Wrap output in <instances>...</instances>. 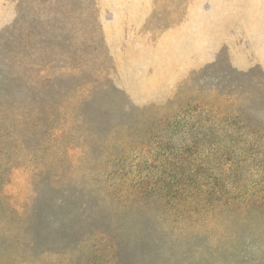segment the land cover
Instances as JSON below:
<instances>
[{"label":"rangeland","instance_id":"374dc122","mask_svg":"<svg viewBox=\"0 0 264 264\" xmlns=\"http://www.w3.org/2000/svg\"><path fill=\"white\" fill-rule=\"evenodd\" d=\"M195 102L232 118L192 130L201 181L233 162L212 210L136 188ZM0 264H264V0H0Z\"/></svg>","mask_w":264,"mask_h":264},{"label":"trees","instance_id":"16d2710c","mask_svg":"<svg viewBox=\"0 0 264 264\" xmlns=\"http://www.w3.org/2000/svg\"><path fill=\"white\" fill-rule=\"evenodd\" d=\"M231 119L232 118L222 114L219 110L204 103L197 102L182 105L181 108L170 112L164 119H160L158 123L163 125L160 130H164V133L161 135L158 134V137L154 135V137H157V141L165 137L172 142V144L167 147L166 151H164L165 157L169 158L167 164L172 169V172H169L164 178H160L158 175H155V173H136V175L139 174L136 177V188L139 183L154 179L152 185L156 186L164 183L166 187L161 188L158 185L152 191H149L150 196L154 198L177 200L181 204L193 202L197 197L201 209L212 210L210 203H207L209 197L214 198L215 201L220 200L219 194H222L224 189H229V185H232L231 177L233 173H231V169L233 162H224L223 165H219L224 168V171L221 173L222 177L221 175H217V173H208L204 181H201L200 177L205 175V173H198L196 169H202L205 163L204 161H198L196 157H192L193 153L198 151V145L201 144V140L198 138L200 132L194 135L192 130L201 129L207 125L209 128L216 131V129L223 127L226 123H231ZM200 136L202 137V141L207 142V136H209V134L202 133ZM175 139H178V142L172 141ZM139 165L142 166L140 163ZM220 177L222 178L221 183L218 182ZM106 191L108 192L107 189ZM109 195L112 197L117 195V197L121 198L122 192L116 194V190L113 189V191H110ZM198 195H200L201 198H199ZM64 200L65 198L63 197L56 198L53 204L54 206L49 209L50 213L46 216V219L49 221L50 229L52 230L48 233L47 230L49 227H40V232L36 231L35 233L37 238L45 237L56 243L63 242L66 237L65 232L67 231L68 225H72L71 222L74 218L70 215V204H68L63 211L60 210L65 204Z\"/></svg>","mask_w":264,"mask_h":264}]
</instances>
